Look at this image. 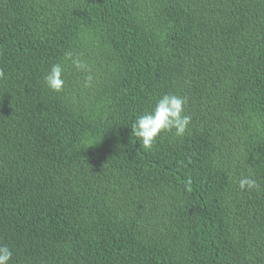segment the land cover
I'll return each mask as SVG.
<instances>
[{
    "label": "trees",
    "instance_id": "1",
    "mask_svg": "<svg viewBox=\"0 0 264 264\" xmlns=\"http://www.w3.org/2000/svg\"><path fill=\"white\" fill-rule=\"evenodd\" d=\"M0 70L9 264H264V0H0ZM166 93L188 130L144 149Z\"/></svg>",
    "mask_w": 264,
    "mask_h": 264
},
{
    "label": "clouds",
    "instance_id": "2",
    "mask_svg": "<svg viewBox=\"0 0 264 264\" xmlns=\"http://www.w3.org/2000/svg\"><path fill=\"white\" fill-rule=\"evenodd\" d=\"M66 63H70L77 71H89L88 65L73 52L68 51L64 54V63H53L44 76L46 87L53 92H62L65 86ZM4 72L0 70V77ZM92 76L88 75L85 85H89ZM187 98L176 94L166 93L160 96L149 111L138 115L131 125L132 134L142 142L144 149H151L162 132H171L174 135L183 137L191 122V116L184 114V105ZM241 190L254 189L258 187L257 181L251 176H242L238 180ZM13 252L7 245L0 246V264H9Z\"/></svg>",
    "mask_w": 264,
    "mask_h": 264
}]
</instances>
